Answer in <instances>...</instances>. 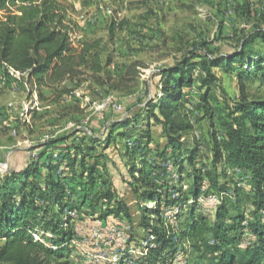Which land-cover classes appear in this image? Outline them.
<instances>
[{"label":"trees","instance_id":"obj_1","mask_svg":"<svg viewBox=\"0 0 264 264\" xmlns=\"http://www.w3.org/2000/svg\"><path fill=\"white\" fill-rule=\"evenodd\" d=\"M65 20L66 9L57 0H0V65L26 76L36 89L53 90L82 69L101 73L98 42L74 47ZM114 27V23L110 24L109 31L113 32ZM263 38L264 26L257 27L227 56L203 52L196 46L187 48L171 65L154 71L152 79L157 78V87L154 99L146 107L127 119L109 123L101 135L87 136L77 131L65 137L63 142L68 144L58 147L62 149L59 159L50 157L41 163L47 172L43 180H39L34 162L0 176V241L3 242L0 262L69 264L68 251L63 247L66 240L61 239L60 216L64 199L68 198L61 180L70 177L87 180L92 185L99 182L102 207L109 214H124L129 222L133 221L130 208L137 210L142 204H155L154 209L140 210L136 221L141 230L154 237L145 254L140 251L139 264H172L165 263L166 257L176 252L172 236L159 219L164 204L187 205V213L179 215L183 219L178 232L180 240L188 243L185 264H264V95H250L242 83L246 74L248 79L252 76L250 70L263 65L260 61L252 62L259 55L251 53L254 42ZM193 60L196 61L192 63ZM235 63L241 69L237 74L239 95L221 102L217 121L223 136L219 138L213 121L215 114L208 102L210 85L218 83L216 71L220 66L229 71ZM194 66L199 68V81L204 89L198 109L201 120L208 121L209 165L213 173L210 188L219 197L210 223L202 214L195 215L202 205L199 203L201 172L195 167L200 141L193 139L190 146L183 143L182 148L180 139L182 134L194 131L183 94L184 88L192 84ZM39 97L42 98L41 93ZM77 136L81 140L88 138V143L71 147ZM129 140L132 142L128 143ZM40 155L42 159L44 153ZM222 164L232 171L251 175L254 210L251 221L247 222L245 214L238 209L236 195L230 197L235 200V215H230L229 201L225 198L229 186ZM119 168L125 174L118 172ZM186 170L194 172L187 193L182 184ZM56 172H62L63 176L55 177ZM118 186L129 190L130 196L120 194ZM188 198L192 199L189 204ZM53 207L59 209V214L50 220ZM149 216H154L152 220L156 223ZM41 227L52 236L42 235L35 241L33 234Z\"/></svg>","mask_w":264,"mask_h":264},{"label":"rangeland","instance_id":"obj_2","mask_svg":"<svg viewBox=\"0 0 264 264\" xmlns=\"http://www.w3.org/2000/svg\"><path fill=\"white\" fill-rule=\"evenodd\" d=\"M57 1L66 9L65 24L72 45L79 47L85 42H98L103 71L95 74L79 69L80 74L51 90L36 89L26 76L0 65V176L34 162L37 164L36 174H39V180H43L47 172L41 163L50 157L59 159L62 149L58 147L68 144L63 142L65 137L77 131L87 136L101 135L109 123L127 119L146 107L147 102L154 99L157 87V78L152 79L154 71L171 65L181 52L196 46L203 52L227 56L238 49L242 38L264 26V0ZM108 10L120 17H116V21L105 17L104 12ZM88 19L94 21L90 23ZM112 23L115 27L110 32ZM251 53L252 56L259 55L252 62L260 61L263 65L250 70L252 76L248 79L246 74L242 83L250 95H264V38L254 42ZM220 67L216 71L219 81L210 85L208 95L219 138L223 132L219 128L217 111L222 109V101L239 95L237 74L241 71L239 63L231 65L229 71ZM192 71V84L184 88L183 94L192 115L194 131L182 134L180 139L182 148L183 143L190 146L193 139L200 141L195 167L201 172L199 203L202 205L195 215L202 214L210 223L219 197L210 188L213 173L209 165L208 121L201 120L202 113L198 109L204 89L199 81V68L194 66ZM115 104L121 107L120 111L113 109ZM83 143H88V138L81 140L77 136L71 147ZM39 147L45 148L38 152ZM40 153H44L42 159ZM222 170L229 186L225 198L229 201L230 215H235V200L231 198L236 195L238 209L245 214L247 222L251 221L254 212L251 175L232 171L224 164ZM118 172L125 174L122 168ZM61 174L56 172L55 177L60 179ZM193 175V171L186 170L182 178L185 193L192 184ZM61 181L68 194L60 218L63 220L61 239L66 240L63 247L68 251L66 259L69 264H139L138 259L148 246H152L154 237L141 230L136 221L140 210L154 209L155 204H142L137 210L130 208L133 221L129 222L124 214H109L102 207L98 198L103 192L99 182L92 185L87 180H72L70 177ZM118 187L120 194L130 196L129 190ZM234 188L238 194L233 193ZM82 200L84 203H80ZM187 202L191 203L192 199L188 198ZM186 207L165 204L160 207L159 219L172 236L176 251L172 257H166L165 263L185 264L187 261L188 243L178 237L183 219L179 215L187 213ZM58 210L53 207L48 219L58 216ZM149 219L154 221V216ZM42 235L52 236V233L41 227L33 238L37 241ZM53 237L58 238L57 234Z\"/></svg>","mask_w":264,"mask_h":264},{"label":"built area","instance_id":"obj_3","mask_svg":"<svg viewBox=\"0 0 264 264\" xmlns=\"http://www.w3.org/2000/svg\"><path fill=\"white\" fill-rule=\"evenodd\" d=\"M104 16L107 17V18H110L111 20H114V21H116V17H117V18L120 17L119 14L114 13V12L111 11V10L105 11V12H104ZM113 109H114L115 111H120L121 107H120L119 105L115 104V105H113Z\"/></svg>","mask_w":264,"mask_h":264},{"label":"crops","instance_id":"obj_4","mask_svg":"<svg viewBox=\"0 0 264 264\" xmlns=\"http://www.w3.org/2000/svg\"><path fill=\"white\" fill-rule=\"evenodd\" d=\"M89 17L91 18V16L89 15ZM85 18V17H84ZM83 18V19H84ZM88 21L91 23L92 21H94V20H90V19H88ZM82 23V22H81ZM83 24H84V21H83Z\"/></svg>","mask_w":264,"mask_h":264}]
</instances>
